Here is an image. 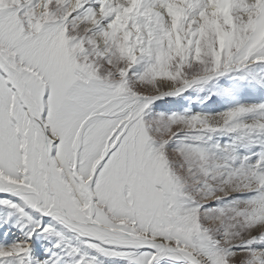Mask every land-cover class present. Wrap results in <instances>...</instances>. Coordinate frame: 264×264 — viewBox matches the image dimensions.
Wrapping results in <instances>:
<instances>
[{
  "label": "snow or ice",
  "instance_id": "6c2138e0",
  "mask_svg": "<svg viewBox=\"0 0 264 264\" xmlns=\"http://www.w3.org/2000/svg\"><path fill=\"white\" fill-rule=\"evenodd\" d=\"M0 264H264V0H0Z\"/></svg>",
  "mask_w": 264,
  "mask_h": 264
}]
</instances>
